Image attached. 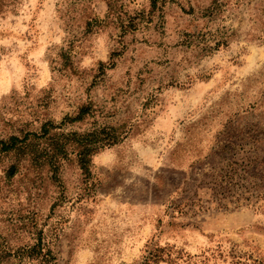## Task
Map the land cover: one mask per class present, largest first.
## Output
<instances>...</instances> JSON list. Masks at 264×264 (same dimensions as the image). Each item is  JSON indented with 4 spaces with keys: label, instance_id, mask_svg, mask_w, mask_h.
I'll list each match as a JSON object with an SVG mask.
<instances>
[{
    "label": "rangeland",
    "instance_id": "1",
    "mask_svg": "<svg viewBox=\"0 0 264 264\" xmlns=\"http://www.w3.org/2000/svg\"><path fill=\"white\" fill-rule=\"evenodd\" d=\"M12 136L0 264H264V0H0Z\"/></svg>",
    "mask_w": 264,
    "mask_h": 264
},
{
    "label": "trees",
    "instance_id": "2",
    "mask_svg": "<svg viewBox=\"0 0 264 264\" xmlns=\"http://www.w3.org/2000/svg\"><path fill=\"white\" fill-rule=\"evenodd\" d=\"M81 118L82 117L79 116L76 117L75 120H79ZM24 138H27V136ZM117 138L118 136L113 134V132H103L94 129L93 131L74 136L72 140H74L76 144L75 149H71L69 152L75 153V157L80 168L86 171L85 169L88 166L90 156L102 149L104 146L116 141ZM27 146V141L13 136L10 137L7 141H0V151L5 153L10 151H18L20 153L29 154V147ZM68 146L69 145L67 144V142H64V156L66 155V153H68ZM49 262L50 263L48 264H56L55 257L51 256Z\"/></svg>",
    "mask_w": 264,
    "mask_h": 264
}]
</instances>
